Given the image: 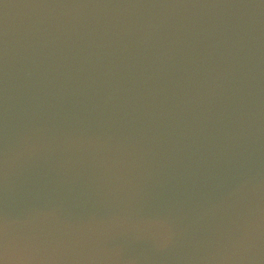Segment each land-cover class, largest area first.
<instances>
[{
  "label": "water",
  "instance_id": "water-1",
  "mask_svg": "<svg viewBox=\"0 0 264 264\" xmlns=\"http://www.w3.org/2000/svg\"><path fill=\"white\" fill-rule=\"evenodd\" d=\"M0 264H264V0H0Z\"/></svg>",
  "mask_w": 264,
  "mask_h": 264
}]
</instances>
